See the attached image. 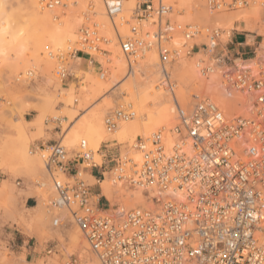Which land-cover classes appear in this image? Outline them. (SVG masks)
Segmentation results:
<instances>
[{
  "label": "built area",
  "instance_id": "obj_1",
  "mask_svg": "<svg viewBox=\"0 0 264 264\" xmlns=\"http://www.w3.org/2000/svg\"><path fill=\"white\" fill-rule=\"evenodd\" d=\"M66 1L37 0L47 10L66 7ZM255 1L206 0L205 7L211 13L222 12ZM126 3L104 0L108 30L89 11L88 23L76 39L64 50L49 52L55 63L52 73L57 80L67 79L80 54L110 61L112 45L129 70L153 52L159 84L171 97L179 123L137 139L132 155L116 156L107 145L94 151L85 143L72 155L61 142L41 148L55 192L47 201L52 226L76 224L94 256L71 254L63 264H264V57L258 56L257 48L249 56L250 52L227 48L230 41L224 46L222 39L232 38L231 31L178 22L174 15L182 12H175L172 0H135L132 9ZM124 26L126 33L120 31ZM183 56H196L201 81L219 75L233 111L219 105L207 88L191 94L188 108L181 107L176 95L180 83L173 78L172 64ZM26 76L33 79L34 70ZM133 116L130 105L121 106L105 116V128L114 131L120 121ZM88 169L97 173V193L82 177ZM108 171L115 188H141L147 195L154 189L152 204L112 205L101 187ZM35 185L46 183L38 179ZM62 211L69 213L64 220ZM45 252L57 253L56 242H46Z\"/></svg>",
  "mask_w": 264,
  "mask_h": 264
},
{
  "label": "rangeland",
  "instance_id": "obj_2",
  "mask_svg": "<svg viewBox=\"0 0 264 264\" xmlns=\"http://www.w3.org/2000/svg\"><path fill=\"white\" fill-rule=\"evenodd\" d=\"M71 1H76V0H71ZM132 1L135 2L134 0ZM130 2L131 0H127L126 7L132 9L134 7L133 6L134 4L133 2L131 3ZM197 3L199 5V6L197 5L199 9L201 8L200 10H202V8H204L206 4V2L202 3V1H198V0ZM89 6L90 4H88V8ZM260 6L263 7L264 5H260ZM262 7H261L262 9L261 15L263 20L262 22H264V16H263L264 7L263 8ZM202 11H204V9ZM202 11L198 13L199 20L195 21L194 19L193 23H200V24L202 23L201 25H209V26L216 24L215 21H212L214 20L213 14L209 12L206 9V7H205V12ZM231 11L232 10H227L224 11V13ZM88 12L84 15L85 20H86V15L89 14ZM15 13L17 15L18 12ZM203 13L205 14L203 15ZM222 13L223 12L221 13L218 12V14H222ZM89 15L91 16V14ZM179 16L180 15L175 14L174 19L176 20L177 18H179ZM19 18H17L16 20L18 21ZM24 19H22V21H24ZM85 20L83 24L79 27L78 32L84 25L88 23V21ZM192 20H190L191 22L187 20L181 21L179 19L177 21L183 22L184 24H188V23H192ZM254 20L251 21L250 24L251 27L252 25H255ZM225 25L223 24V26L221 25L219 26L221 28L224 27L223 29H225L226 31H231L232 38H227V36H224L222 39V43L225 46L227 41H230L227 45V48H229L234 53H236L235 50L239 49L241 53L250 52L249 56H252L251 53L252 50L255 48L257 49L260 48V43L262 41L263 34H260L257 30H253L254 28L257 29L256 25H255L256 27L253 26L252 28H248L247 30L246 29L237 30V29L229 28L231 27L229 25L228 26ZM217 26L218 25H216V27ZM247 37L250 38L252 37L254 40V42L249 43L250 46H246L243 44V40H245V38ZM225 39H227V41H225ZM68 41L70 42L71 40ZM68 41L66 45L69 43ZM252 44L254 45L251 46ZM44 47L46 48L49 47L48 43H46ZM64 48L60 47L61 50H64ZM52 50L53 49L50 50L48 48L46 50L47 54ZM29 53L34 54L33 47L31 45L27 50L25 58L27 56L28 58L32 56V55L30 56ZM79 56L83 58L80 60V63L78 61L79 67L77 69L80 70V72L77 73L75 72V70L73 71L72 69L71 75L64 81L57 80L53 75L52 77H54L53 80L55 81V83L54 81L49 82L46 76H43L41 72L38 71V69H35L32 62H31L32 64L30 62H28L29 64H27V61L26 63L25 61L20 62V59L16 58V60H18L19 62L18 64L16 63L17 61L15 60V58H13L14 63L12 62L11 59L12 65H10V62L9 64L6 62L7 60H5L4 62L0 60V129L3 130V134H0V171H3L5 174L9 175V178L5 180L0 179V264H63L71 254L86 255L87 257H89L88 252H84L81 248L77 247L73 242V238L77 234V231L79 232V234L82 235L79 227L76 224L70 225L67 228L66 227L54 228L52 226V214L47 209V201L49 198L55 196V192L53 189L52 181L44 167V163L41 158V147L39 146V142H43L45 145L44 147H46L47 142L49 140L54 139V142L52 143L61 142V144H63V146H65L66 149L72 155L73 151H77L80 149L81 141H79L80 144L79 142H77L76 143L77 145L75 144V146L73 145L70 146L71 144L68 143L66 144V142L64 141V135L66 133V128H65L66 124L68 123L69 125L74 123V121H70V119L68 118L69 115H76L74 120H77L81 118V116L90 115L91 113L99 109L97 111H101V110L103 111L102 115L104 119L108 113L113 112L115 109H118L119 105L120 107L121 106L127 107L128 105H130L131 109L133 108L136 109L137 107H134L135 106L134 102L129 103L131 100L129 101L126 98H124L125 95L122 94L121 92V88H122L121 86L128 84L130 82L129 80H131V78L128 79L129 77L128 65L124 72L118 70L115 71V74L118 76L119 81L117 83L118 85L117 84L114 85L113 83L110 82V80H108L109 75L103 74V69L101 68L103 65L102 64L103 59L101 58V56L95 55L91 57L86 54L84 55L80 54ZM195 59H196L195 56L189 57L188 62L194 63ZM8 60L10 61V59ZM13 64L15 65L18 64L16 66L17 67L16 69L13 66ZM30 64L32 65V67ZM22 65L26 66L25 70L23 69ZM29 65L31 68V69L29 68V70L35 69L34 77L31 80L26 78L27 76L25 72L28 71L27 69ZM50 67H53L50 69L52 70L54 69V63L52 61ZM85 71H91L94 75H96L95 78L97 80L103 81L105 82L104 83L105 85H108L107 88H105V90H103L102 93L97 92L101 94L100 95L98 94L99 96L97 95V97L95 98H91V97L88 98L87 96H85V93L81 89L82 86L80 85V83L84 79V77L82 76L84 75ZM22 73L23 76L21 77ZM10 75L13 77H11ZM157 76L160 77V74ZM159 77L157 78L158 80L155 81V83L157 84V86H155L156 89L158 88V85L160 86ZM122 83L124 85L120 86V84ZM86 86L88 88L90 85L89 86L86 85ZM180 86L178 87V89L180 88ZM161 89L164 91L163 87H161ZM90 93L88 94V96L92 95V92ZM48 97L52 98L51 105L47 103ZM71 97H75L77 99L74 100L73 103H70L68 100ZM167 98L168 99H165V102L167 103L169 102L170 104L171 97L167 96ZM34 108L36 110H34ZM136 111L137 110L133 109V112ZM40 113L45 115V117H43L44 118L42 125L43 129L38 128L40 129L39 131L36 128V126L32 127L31 125L38 116V114L41 115ZM25 123L27 124L25 125ZM119 130H120V126H118L114 131L111 132H108L107 130L106 131L115 136H118ZM37 131L40 133H38ZM26 134L28 135L26 136ZM137 139L139 138H136L134 141L119 139L116 140L114 143L103 142L98 147L92 146V148H95L93 150L96 151L98 148L105 149V145H107L110 152L118 156L119 154L122 153L125 154L130 152L131 146L136 143ZM13 144H15L16 146H14ZM90 146L87 144L86 147H89L87 149H92ZM8 150L9 152H7ZM32 156L33 158L36 157L34 158V160H32L33 162H31L30 160V158L32 159ZM38 158H40L41 160L40 161L37 160ZM28 159L30 160V162ZM96 159L99 162H101L100 156L96 155ZM34 163L36 164V168L35 166H33L35 165ZM24 164L25 167H23ZM112 166H113L112 164L109 165L108 170H110ZM24 172L26 173L24 174ZM90 174L95 176L97 173L93 172L91 169H88L84 171L82 177L89 184H91L92 187L96 186L97 188H99L96 180L93 179L92 177H89ZM110 176L111 173L108 171L105 174V178H107L105 183L108 186H110L109 188H111L114 191L117 188H114L112 186V183L110 181ZM59 177L61 179H65L64 174H60ZM38 179H43V181L46 183V186L38 187L37 185H35V181ZM18 180L21 181V184L19 185L17 184ZM124 188L127 189V187ZM124 194H125L124 190L122 191L119 190L117 193H114V198L113 200H111L112 205L116 204L117 202L124 203L122 202V200L125 198ZM118 196L120 198H117ZM29 197H35L37 200L33 206L27 205V199ZM104 201L106 200L102 198V202ZM144 203L147 204L146 202ZM35 206H37V208L34 209L30 208ZM21 215L30 216L27 217L29 219L33 217L37 218L38 216L45 217V219H43L41 222L42 224L39 225L40 228L39 227L36 228L38 231L33 230L34 232L32 231V233L31 232L29 233L25 229V227L17 223ZM60 215L61 218L64 220L69 216V213L67 211H62ZM48 241L51 242L55 241L57 244V251H58L57 253L53 252L49 256H47L45 252L46 242ZM262 241L264 243V236ZM34 254H36L35 259H33Z\"/></svg>",
  "mask_w": 264,
  "mask_h": 264
},
{
  "label": "bare ground",
  "instance_id": "obj_3",
  "mask_svg": "<svg viewBox=\"0 0 264 264\" xmlns=\"http://www.w3.org/2000/svg\"><path fill=\"white\" fill-rule=\"evenodd\" d=\"M198 1H202V3L206 2V0H198ZM262 1L263 0H256L255 2H252L249 6L242 7L236 10H232L231 12H227V13H224V11H222L223 12L222 14H218V12H213L212 14L214 18L213 17L212 18L214 20L212 21H215L216 24L211 25V26L216 27V25H218L217 27H220L219 25L223 26V24L224 25L226 24L227 26L228 25L231 26L229 28H233L237 30H244V29L247 30L248 28L257 26V29L254 28L253 30H257L260 34L264 35V24H263L264 22H262L263 20H262V15H261L262 6H260L262 4ZM131 2L133 1L131 0ZM172 2L174 5L175 12H179V11L182 12V15L179 16V18H177L176 20L178 19L181 21L187 20L191 22L190 20L193 19L192 20V23H193L194 19L195 21L199 20L198 13L200 11L204 9V11L202 12H205V7L202 8V10H200L201 8L199 9L197 0H172ZM66 3H67L66 7H63L61 5V6H57L56 8L52 10H47V9H41L37 0H0V60H2L3 62L7 60L6 62L8 64L10 62V65H12L11 59L13 62V58H15V60L16 58L17 59L19 58L20 62L25 61L26 63L27 61V64H29L28 62L30 63L32 62L35 69H38V71H40L43 76H46L49 82L54 81L53 80L54 77H52L53 73L51 72L52 69H50V68H53V67H50L51 61L53 63L54 61L50 59L48 55L49 52L47 54L46 50L49 48L50 50L53 49L52 51L55 52L58 49H60V47H63V48L64 46L66 47V43L68 40L76 39L78 29L85 20L84 15L89 10H90V13L94 14L96 21H98L101 24L104 30L105 29L108 30L109 25H110L109 18L107 17L106 11L104 8V0H76V1L68 0L66 1ZM134 3L135 2H133V4ZM88 4H90L89 8H88ZM87 8H88V11H87ZM131 8H132V5H131ZM15 12H18L17 15ZM204 14L205 13H203V15ZM17 18H19L18 21L16 20ZM22 19H24V21H22ZM252 20L255 21L256 26L252 25L251 27L250 24ZM21 21H22V24H21ZM127 30L128 29L125 26L120 28V31L123 33H126ZM112 38L113 39L115 38L114 33L112 34ZM225 41H227V39H225ZM46 43H48V46H49L47 48L44 47ZM30 45L33 47L34 54L29 53V55L30 56L32 55V56L30 58H28L27 56L26 58L28 59H26L25 55ZM111 50L113 53L109 58L110 61L103 59L102 61L103 65L101 68L103 69L104 75L105 74L109 75L108 80H110L111 83L116 85L119 80H118V76L115 74V71L118 70V71L124 72L128 64L126 60L123 59L124 57L119 52L117 47L112 45ZM93 56H95V54L92 53L91 57ZM258 56L264 57V40H262L260 43V48L258 49ZM77 58L78 57H76L73 60L72 65H71L72 66L71 70L73 69V71L75 70V72L78 73L80 72V70L77 69L79 67L78 66L79 60ZM8 59H10V61ZM188 60H189L188 56H183L177 62L172 64L173 78L177 79L181 85L180 88L176 91L177 99L181 107L183 109H186L191 105L192 92L194 93L202 88L203 89L207 88L209 92H213V97L219 105L224 107L227 112L233 111L234 103L232 99L229 98L228 93L225 92L221 88V84L218 79L219 75L218 74L211 75L210 78L207 79V81L203 82L200 80L199 73L195 67V64L189 63ZM252 60H255V59H250L249 61H252ZM16 61H17L16 63L19 64L18 60ZM157 63H158L157 55L153 52L148 54L146 57L138 60L137 63L133 66V68L129 70L128 79L131 78V80H129L130 82L129 83L127 82L128 84H125V85L123 83L120 84V86L124 85V86H121L122 87L121 92L122 94L125 95L124 98H126L129 101L131 100L129 103L134 102L135 106L134 105L133 106L137 108L136 109L133 108V109L137 111L134 112V114L135 113L136 114L133 116V118L129 120H122L123 122L120 121L121 123H119L118 125L120 126L118 136H115L106 131L105 125H104V119L102 115L103 111L102 110L97 111L99 110L97 109L90 115H83L81 116V118L77 120H74L76 115L68 116L70 121H74V123L69 124V125L67 123L66 124L67 127L65 126L66 133L64 135V141L66 142V144L68 143V144H71L70 146L72 145L75 146L77 142L81 141V144L85 143L86 146L87 144L89 146L91 144L90 147L92 148V146L98 147L103 142L114 143L116 140H119V139L134 141L136 138H146L153 131H156L162 126H165L167 128L177 126L179 123V120L177 119V110H176L174 103L172 101L170 104L169 102L168 103L165 102V99H168L167 98L168 93L164 92L161 89V87H158L157 89L155 88V86H157L155 81H157L158 80L157 78L159 77L157 76L159 75ZM15 64H13V66L16 69L17 68L16 66L18 64L17 65ZM30 65L28 66L27 70H29ZM24 66H23V69L25 70L27 65L25 66V68ZM54 66H55V63H54ZM82 77H84V79L80 83V85L82 86L81 89L85 93V96H87L88 98L97 97V95L99 94L97 92L102 93L103 90H105V88H107L108 86L104 84L105 82L97 80L95 78L96 75H94L91 71H85ZM86 85L88 86L90 85L89 86L90 88L89 87L87 88ZM90 92H92V95L88 96ZM76 99L77 98L75 97H71L69 98L68 101L70 103H73L74 100ZM47 103L51 105L52 98L48 97ZM118 107H120V105ZM35 108L34 110L37 109ZM40 114L41 115L38 114V116L36 117V119L31 125L32 127L36 126L37 129L38 128L43 129L42 128L43 119H44L43 117H45V115H43L42 113ZM26 124L27 123H25V125ZM40 129L38 130L40 131ZM27 135L28 134H26V136ZM172 142H173V138L169 135V141H168L169 147L171 146ZM13 145L16 146L15 144ZM132 146H134V144ZM132 146H131L130 152H128L131 155H132V150H134ZM86 148H89V147H86ZM92 149H95V148H92ZM7 152H9V150ZM128 153H125V154H128ZM125 154L122 153L121 155H125ZM34 158L33 156H32V159L30 158L31 162H33L32 160H34ZM37 160L40 161L41 159L38 158ZM33 166H35L36 168V164ZM23 167H25V164ZM38 168H39V165H38ZM25 173L26 172H24V174ZM89 177H92L93 179H95V177L91 174L89 175ZM106 179L107 178L103 179V181L101 182L102 184L101 187H102L103 195H105L109 200H113L114 193L118 189L121 191L122 190L125 191V194H124L125 198L122 200V202H124L125 205H129L130 207H137L139 205H146L144 202L148 203V201L150 202L148 204H152V197H154V195L156 194V191L154 189L152 188L149 189L150 193L148 195L145 194L144 190L141 188L130 189L127 187L126 189L124 188L123 185L121 187L120 186L116 187L117 189L113 191L111 188H109L110 186H108L105 183ZM34 208H37V206L32 207L31 209H34ZM24 216L21 215L17 223L25 227V229L29 233L30 232L32 233L33 230L38 231L36 228H38L39 225L42 224L41 223L42 220L45 219V217H42V216L40 217L38 216L37 218L33 217L30 219L27 218L30 216H26V215ZM73 242L75 243L77 247L81 248L84 252H88L89 257L91 258L94 257L93 254L90 252L89 246L87 242L85 241L84 237L81 234H79L78 231H77V234L73 238Z\"/></svg>",
  "mask_w": 264,
  "mask_h": 264
},
{
  "label": "crops",
  "instance_id": "obj_4",
  "mask_svg": "<svg viewBox=\"0 0 264 264\" xmlns=\"http://www.w3.org/2000/svg\"><path fill=\"white\" fill-rule=\"evenodd\" d=\"M251 42H254V40H253V38L251 37H247V38H245V40H243V44L244 45H246V46H248L249 45V43H251ZM78 60H79V63H80V60L81 59H83V58H81L80 56L77 58ZM79 66V65H78ZM0 134H3V130H1L0 129ZM52 142H54V139L53 140H49L48 142H47V145H49V144H51ZM39 146L42 148V147H44L45 145H44V143L43 142H39ZM94 176V175H93ZM7 178H9V175L8 174H5L3 171H0V179H7ZM93 190L97 193L98 192V188L96 187V186H94L93 187ZM37 200H36V198L35 197H29L28 199H27V205L28 206H33L34 205V203L36 202ZM30 208H32V207H30ZM36 258V254H34V258L33 259H35Z\"/></svg>",
  "mask_w": 264,
  "mask_h": 264
}]
</instances>
